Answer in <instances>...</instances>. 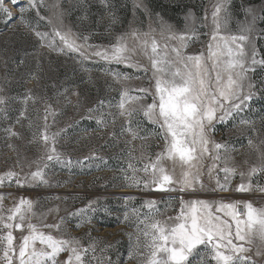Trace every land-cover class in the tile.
<instances>
[{"label": "snow or ice", "instance_id": "1", "mask_svg": "<svg viewBox=\"0 0 264 264\" xmlns=\"http://www.w3.org/2000/svg\"><path fill=\"white\" fill-rule=\"evenodd\" d=\"M102 2L108 5L110 0ZM229 3L230 0H217L212 12L214 32L211 41L207 43L206 50L198 54H185L184 51L199 40L201 33L196 27L186 25L184 32L177 33L163 22L159 31L165 41L163 44L157 40L154 35L156 30L151 25L147 32L133 29L127 39L121 36L111 49L87 44L86 36L83 37L85 43L78 44L74 34L57 26L62 25V13L55 14L57 24L41 14V9L48 7L45 0H27L23 5L21 0H0V21L4 24L13 21V12L6 6L11 4L19 13L15 17L16 26L23 27L37 38L41 48L78 53L82 61L95 56L108 63L123 64L147 74L149 68L143 67L136 57L139 54L148 57L152 70L151 89L137 87L134 91L142 95H130L124 83L141 77L112 72L110 74L115 81L122 85L119 102L113 105L111 101L99 99L94 106L86 107L80 117L81 120L96 123L97 128L93 131L107 129L116 122L117 116L123 118L126 124L121 128L120 135L131 136V140L126 142L128 144L137 139L146 142L150 138L147 133L140 134V121L136 118L141 113L147 121L157 126L155 134L164 142L162 150L154 154V157L142 152L141 158L147 162L137 168L131 162L136 159L132 155L136 149H129L127 168L130 171H124V179L128 181L126 187L157 192L175 191L191 197L204 188L202 168L205 160L211 159L207 176L209 180L215 179L216 187L213 191L264 193V184L255 183L252 179L258 173L264 175V153H261L260 164L250 167L247 172H239L241 183L232 189L230 181L238 174L236 167L229 166L234 148L227 143L216 142L211 135L216 123L226 124L230 120L234 121V126L247 127L255 132L256 121L242 113L251 111L254 100H264V51L257 46L258 40L264 41V28H257V22L264 21V15L248 8L238 33L220 35L222 25L227 24L230 18ZM135 7L140 5L134 4ZM29 12L34 13V17L26 16ZM111 15L112 23H116L118 18ZM187 19L193 23L195 21L191 13ZM204 19L207 20V16ZM45 20L47 25L52 26L51 32L40 31L41 21ZM57 39L62 46L57 44ZM128 39L134 41L131 46ZM169 41L176 43L170 46ZM88 49L92 51L89 53ZM23 63L21 60L17 66ZM32 78L38 79L35 74ZM57 96H63L64 101L77 110L85 107L78 92L72 93L75 100L68 95V89L63 93L58 91ZM149 96L151 102L142 103ZM36 99L31 92L24 95L21 103L25 107L17 117V123L22 117L27 118V104L29 101L35 103ZM44 103V114L39 117L44 123L42 130L38 126L37 131L46 149L41 159L46 162L39 164L34 172L23 176L13 170L7 171L0 175V187L5 184L11 186L13 183L18 187L33 183L48 185L49 179L45 172L50 167L48 162L71 167L74 164L87 166L85 161L103 160L98 153H90L76 161L60 153L55 146L56 138L66 129L49 135L50 126L47 121L50 115L55 117V110L47 101ZM112 107L117 109L115 114L111 112ZM7 112L8 98L0 95V119H7ZM261 119H264V115ZM29 126H32L30 118ZM4 131L8 139L20 137L12 126ZM112 136L115 138L116 134L112 133ZM36 139L34 132L33 142ZM252 144L249 138L248 145ZM140 147L144 148L146 144ZM9 148L15 151L14 145L9 144ZM140 172L144 175H138ZM221 172L223 177L220 176ZM3 199L0 195V227L7 230L5 236H0V241L4 243L0 250V261L3 264H117L107 254L111 245L105 244L101 248L99 241L91 237V231L86 234L89 238L87 244L67 234V225L73 219L76 221L74 227L79 229L93 224L98 216L101 219L112 216L111 210L99 199L89 201L85 208L69 212L67 216L58 217V221L44 225L64 233L60 237L45 233L31 222L36 215V202L32 199L21 197L8 209H4ZM179 199V213L164 221L157 218L162 210L154 200L145 201L142 205L149 209V214L143 217L133 207L137 232L135 246L128 259L138 257L143 248L146 249L143 264H208L209 259L214 264H264V207H255L251 201L226 203L225 197L218 201L184 200L182 196ZM227 199L231 200V197ZM59 211V207L49 209V213L58 214ZM128 220L126 211L123 221ZM25 229L27 235H22L21 242L16 245L13 230L23 233ZM38 244L42 247H37ZM61 254H66L64 259H60Z\"/></svg>", "mask_w": 264, "mask_h": 264}, {"label": "rangeland", "instance_id": "2", "mask_svg": "<svg viewBox=\"0 0 264 264\" xmlns=\"http://www.w3.org/2000/svg\"><path fill=\"white\" fill-rule=\"evenodd\" d=\"M27 0H21V4H26ZM47 8L41 9V14L51 18L57 24L56 13H62V25L57 24L63 31H70L78 39V44H83V37H88L87 44L111 49L121 36L128 38V33L133 29L141 32L149 31V26L155 29L154 35L163 44L165 41L159 35L160 25L163 22L170 25L172 30L177 33L185 31L186 25L196 27L201 33L200 38L185 49V54H198L206 50V45L211 41L214 32L212 24V12L217 0H110L106 5L102 0H45ZM139 4L140 7H135ZM13 12V21L4 24L0 21V95L8 98L7 119H0V175L9 170L20 173L22 176L34 172L39 164L46 161L42 160L46 151L43 143L39 139L37 127L42 130L44 121L39 117L44 114L45 101L51 104L55 110V117L48 118V133L65 132L56 138V148L64 156L73 161L83 159L90 153H98L103 160L85 161L87 166L73 165L64 167L60 164L48 162L50 167L45 169L49 179L48 185L39 183L25 184L18 187L13 183L11 186L5 184L0 187V195L4 197V209L11 208L18 200L30 198L36 202L34 211L35 216L31 222L36 224L45 233H51L57 237L64 235L53 229L44 227L58 221V217L67 216L69 212L85 208L89 201L99 199L112 212V216L98 218L91 225H86L79 229L75 228V219L67 225V234L81 239L82 243L87 244L88 236L99 241L102 248L105 244L111 245L108 255L117 264H143V257L146 249H140V255L128 259L133 251L136 239V212L133 207L139 210L140 217L149 214L147 207H142L145 201L154 200L162 213L157 218L164 221L168 217H175L180 210V199H201L207 201H218L225 197V202L251 201L255 207H264V193H238L213 191L216 187L215 179L209 180L207 169L212 163L211 159H206L202 168V180L204 188L198 190L191 197L178 192H157L144 190L143 188L126 187L128 183L124 179V171L128 170L129 163L128 151L135 148L133 157L136 159L131 162L137 167H142L147 162L141 158L144 152L148 156L159 153L163 147V140L156 136L157 126L147 121L141 113L136 119L140 121V134H149L150 138L144 142L139 139L126 143L131 140V136L120 135L121 128L126 121L117 116L116 122L110 124L107 129H96V123L89 120H81L86 107L94 106L99 99L111 101L116 105L120 100V90L122 85L115 81L110 73H128L132 77L124 83V87L130 90V95H142L134 91L137 87L152 88V70L147 56L139 54L136 59L143 67L149 68L147 74L143 71H135L125 67L123 64L108 63L99 57L92 56L90 59L83 60L78 53L53 51L47 47L41 48L40 41L26 32L23 27H17L15 17L19 15L16 7L7 4ZM230 18L227 24H223L220 35L236 34L239 26L245 21V10L252 8L257 14L263 15L264 0H230L228 5ZM145 9L147 11H145ZM118 20L112 23V15ZM195 18L187 19L189 14ZM223 15V13H222ZM28 17H34V13H26ZM207 16V20L204 17ZM250 20L251 17H248ZM40 31L51 32L52 26L47 25V21H41ZM257 28L261 29L262 21L257 22ZM131 46L134 41L128 39ZM172 46L174 41L168 42ZM59 45V40L57 39ZM62 46V45H59ZM258 48L264 51V41H257ZM89 53L92 49L87 50ZM24 63L17 66L19 61ZM39 66V67H38ZM35 74L38 79H33ZM68 89V95L78 92L85 107L77 110L73 105L64 101L63 96L58 97L57 92L63 93ZM31 92L37 99L33 103L27 104V118H21L17 123V117L24 109L21 103L26 93ZM75 100V96H72ZM149 96L142 103H150ZM251 111L246 110L242 115L249 116L255 120V129L242 126H234V121L226 124L216 123L215 130L211 133L216 142L227 143L233 146L231 152L232 159L229 166L237 168V175L234 176L230 185L235 189L241 183L239 172H247L252 166L261 163L260 156L264 153V100H254ZM115 114L117 109L111 108ZM29 118L32 126H29ZM12 126L20 134L19 138H7L4 129ZM88 129L87 132L84 130ZM37 139L33 142V133ZM112 133L116 134L114 138ZM251 138L253 144L248 145ZM9 144L14 145L15 151L9 148ZM141 144L146 147L141 148ZM220 163V162H218ZM179 174V169H177ZM138 175L143 176L142 172ZM223 177V172L220 173ZM255 183L264 184V175L254 176ZM62 199H57V198ZM231 197V200L227 199ZM131 198V199H129ZM167 206V210L164 211ZM242 206V205H241ZM59 207V213H49V209ZM129 215L128 221H123L125 212ZM123 221V222H121ZM171 223V221H169ZM143 227V225H141ZM6 229L0 227V236H5ZM16 237L15 244L21 242V236L27 235V229L23 233L20 230H13ZM130 236L132 237L130 239ZM4 243L0 241V250ZM42 247V245H37ZM66 254H61L60 259H64ZM0 264H3L0 261ZM18 264V262H17ZM208 264H214L210 261Z\"/></svg>", "mask_w": 264, "mask_h": 264}, {"label": "trees", "instance_id": "3", "mask_svg": "<svg viewBox=\"0 0 264 264\" xmlns=\"http://www.w3.org/2000/svg\"><path fill=\"white\" fill-rule=\"evenodd\" d=\"M264 15V14H263ZM262 27H264V21H262Z\"/></svg>", "mask_w": 264, "mask_h": 264}]
</instances>
